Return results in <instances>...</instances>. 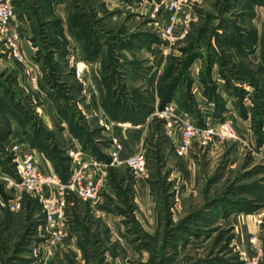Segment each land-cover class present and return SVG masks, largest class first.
Instances as JSON below:
<instances>
[{"label": "rangeland", "instance_id": "rangeland-1", "mask_svg": "<svg viewBox=\"0 0 264 264\" xmlns=\"http://www.w3.org/2000/svg\"><path fill=\"white\" fill-rule=\"evenodd\" d=\"M158 1L76 0V49L67 45L60 27L53 32V47L46 32L32 38L29 30V52L24 49L23 58L55 54L67 63L68 57H104L100 67L106 71L100 79L103 106H109L105 112L146 120L148 134L132 152L144 155L146 169L135 176L106 161L102 173L94 176L99 181L97 198L71 199L74 211L60 243L47 252L42 244H50V238L42 215L34 221L29 215L20 233L0 231V264H264V0H189L192 20L176 26L172 42L162 35L164 12L153 14ZM0 51L2 60L11 56L1 39ZM48 65L42 63L43 80L52 91L48 98L73 118L67 108L88 98L89 87L95 88L85 77L87 64L79 60L68 68L76 95ZM77 69L82 71L79 76ZM7 80L1 72L0 85ZM29 82L35 78L29 76ZM26 86L30 93L23 94L22 103L15 100L24 116L16 117L31 120L33 126L39 123L38 99ZM166 104L174 108L169 131L159 117ZM113 105L118 111L110 109ZM50 106L44 105L49 113ZM94 117L92 113V121ZM218 118L232 122L235 138L193 143L184 155L177 154L181 121L201 125ZM2 120L0 176L13 172L12 164H3L11 157V145L4 142L8 128ZM96 120L91 140L83 141L80 150L59 154L52 148L58 161L54 174L60 179L63 167L67 178L83 164L85 144L93 149L86 152L87 161L104 163L101 157H107L115 137L101 138L100 131L109 132L111 126L104 116ZM97 146L106 148L100 157ZM69 151H78V162ZM36 203L31 208L41 209Z\"/></svg>", "mask_w": 264, "mask_h": 264}, {"label": "crops", "instance_id": "crops-1", "mask_svg": "<svg viewBox=\"0 0 264 264\" xmlns=\"http://www.w3.org/2000/svg\"><path fill=\"white\" fill-rule=\"evenodd\" d=\"M10 1L15 7L13 8L14 17L11 21V27L19 33V49L23 55L26 54L25 50L29 52L28 44L30 41L28 38L31 39V37H29L30 34L28 35L29 30L32 31V38L33 34H35L34 37H38V34L40 33L39 31H43L44 33L46 32L48 36V42L50 43L51 47H53V43L55 42L52 37L53 32L60 27L65 31L64 33L66 36L67 45L69 47H74L75 49L77 48V43L80 40L76 36L77 30L79 29V24L77 21V9L75 7L77 4L76 0ZM83 1V3L86 4V2L90 0ZM33 42L35 43V41ZM1 57L5 56L1 55L0 61L2 60ZM10 58L12 59L10 56L7 58V60L3 59L2 63H0V73L2 72L4 77L8 76L11 79L7 80L4 85H0V113L1 111L3 113V120H1L7 124L6 127L8 128L3 139L7 146L18 144L22 149L32 151L35 154L36 162L42 171L52 174L56 173L57 167L54 168V165H57L58 161L53 159L54 154L51 152L52 148L55 146L57 150H59V154L61 153V150L64 151V149L80 150L83 141H85L86 133H90L93 128H96V118L98 119L102 116L106 117V122L109 123L111 127L109 132H104L101 130L100 137L108 138V136H111L115 137V139L117 138L123 145V148L120 152V156L122 158L130 156L134 151V146L135 148L139 147L143 139L148 134V124L146 120L142 122H135L131 121L129 116L127 117L118 115L116 113L112 116L105 112L109 106H103L102 100L105 87H103L100 79L101 76L103 77V74L106 71L104 70L105 68L100 67L102 65L104 66L102 63L104 57H68L67 63L64 61L66 60L65 57H57L55 54L52 57H24L25 61L23 63L16 61L14 58V61L10 60ZM126 59L132 60L133 57H126ZM79 60H84L87 64V72L85 73V77L87 76L93 80L95 88L92 90L91 87H89L88 98L81 97V99L78 97L80 99H78L74 105H71V108H67L68 112H74L73 118H70L69 113L65 112V108L59 109V105L57 103L54 104L52 102L53 100L51 101L48 98L52 91L48 89L46 82L43 80L42 63H48V66L54 69L53 74L59 76L61 80L66 83L70 94L76 95V93H79V91L75 86L71 69L68 68H73V65ZM122 67H124V64ZM115 70L120 72V66H116ZM151 71L153 72L154 68H152ZM29 76L35 78V83L29 82ZM26 84L30 86V90L34 92L36 99H38L36 100L38 105L35 106V110H37L36 114L39 113V123L37 122L36 125L32 124L33 126H31V120L26 122V120L23 118L21 122V120H18L16 117L17 115H21L22 117L24 116L16 101L19 100V102L22 103L23 99L26 97L23 94L30 93ZM41 94H44L45 96L42 97ZM11 95H13V97H10ZM49 100L51 104H49ZM47 103L49 106L51 105L50 113L47 112L44 107V105ZM110 109H117L118 111L119 108H116V105H113V107ZM121 109L122 107H120V110ZM92 113L95 114L93 121L91 118ZM118 117H120V119H118ZM21 123H23L24 127ZM203 123L204 121H202L200 124ZM16 124H18V126H16ZM35 129H38L41 135L40 137L43 140H46L45 148L31 145V141L35 143L36 140L33 138L36 135ZM79 131L83 134H80ZM88 146L89 145L85 144L83 147V151L85 153L83 152L84 154L82 156L80 155V159L83 164L89 162L87 161V155H85L86 152L90 150L93 151L92 145L89 147ZM104 149L97 146L94 150L98 151L100 155L101 151H104ZM105 156L108 157V154L105 153ZM101 161L106 162V160ZM67 162H69V160ZM70 162L72 169V166H74L72 165V159H70ZM102 171L103 167L101 165H90V167L86 166L84 169L85 174L91 177L100 175ZM14 194V191L11 189H6L0 180V201H2L4 204L10 203L14 199ZM36 202V199L33 200L27 196L26 193H24L21 200L20 210L9 211L6 207L0 206V231L8 236L15 235L23 230V224L28 221L27 217L29 215L33 221L36 220L35 218H38L39 215H42L43 219L41 209L34 210L31 208V205H34ZM66 227L67 224L65 225V229ZM65 233L66 230L64 231V236ZM69 235L71 236L70 233ZM42 246L47 250V252H50L53 248V245L51 246V244H48L47 246L42 244Z\"/></svg>", "mask_w": 264, "mask_h": 264}, {"label": "built area", "instance_id": "built-area-1", "mask_svg": "<svg viewBox=\"0 0 264 264\" xmlns=\"http://www.w3.org/2000/svg\"><path fill=\"white\" fill-rule=\"evenodd\" d=\"M189 0H159L153 6V14L163 11L165 23L162 27V35L172 42L175 39V28L179 24L187 25L192 20L189 8ZM14 17V10L10 0H0V39L6 45L9 54L23 61L19 49V33L11 27ZM80 69L76 70V75H81ZM173 106L166 104L159 112V117L164 122L167 131L171 130L175 120L173 118ZM104 129L108 130L109 125L104 124ZM178 141L175 146L178 155H184L193 143L206 145L215 137L218 139L235 138L236 131L229 119H214L201 125L192 121H181L178 129ZM121 144L115 139H111L108 152V165L114 167H124L133 175H141L146 169L144 155L134 153L126 158L120 156ZM13 172L11 174L2 173L0 180L6 189L14 191V199L4 204L0 201V206L6 207L9 211L21 209V200L24 193L30 194L36 199L41 207L45 230L50 238L51 245L60 243L64 236L65 225L73 215L74 207L72 200L74 197L82 201H92L99 194V181L85 174L84 169L90 163L102 165L104 162L90 161L78 166L65 180L60 179L55 174L46 173L38 166L35 154L30 150H24L18 144H14L10 149ZM69 156L74 157L78 162V154L69 151Z\"/></svg>", "mask_w": 264, "mask_h": 264}, {"label": "trees", "instance_id": "trees-1", "mask_svg": "<svg viewBox=\"0 0 264 264\" xmlns=\"http://www.w3.org/2000/svg\"><path fill=\"white\" fill-rule=\"evenodd\" d=\"M35 136L33 137L34 139H36L35 140V143H33V141H31V145H35V146H37V147H41V148H45V145H46V140H43L40 136V133H39V130L37 129H35ZM89 140H91L90 139V133H88V134H86L85 135V142H89ZM1 146V145H0ZM95 149V148H94ZM54 151L53 152H55V151H58L56 148L55 149H53ZM95 153H97V155H98V157H100V155H99V153H98V151H95ZM54 157H55V154H54ZM9 158V159H8ZM101 159L102 160H106V161H108L109 160V158L108 157H101ZM63 158L61 157V159H60V161L63 163ZM11 163V157H6L5 158V162L3 163V164H10ZM126 169V168H125ZM5 170H6V168H5ZM63 170V171H62ZM61 170V178L63 179V180H65L66 179V176L64 175V173H65V168L63 167V169ZM128 170V169H127Z\"/></svg>", "mask_w": 264, "mask_h": 264}]
</instances>
